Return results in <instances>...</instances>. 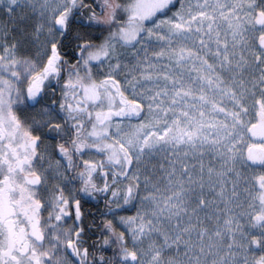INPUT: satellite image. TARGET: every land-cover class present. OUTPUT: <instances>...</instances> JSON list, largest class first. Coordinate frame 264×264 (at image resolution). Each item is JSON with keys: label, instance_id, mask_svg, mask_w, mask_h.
Listing matches in <instances>:
<instances>
[{"label": "snow or ice", "instance_id": "1", "mask_svg": "<svg viewBox=\"0 0 264 264\" xmlns=\"http://www.w3.org/2000/svg\"><path fill=\"white\" fill-rule=\"evenodd\" d=\"M0 264H264V0H0Z\"/></svg>", "mask_w": 264, "mask_h": 264}]
</instances>
